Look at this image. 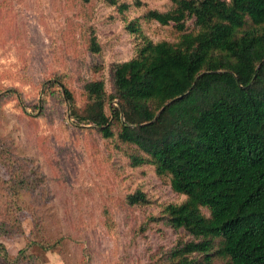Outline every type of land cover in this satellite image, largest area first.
<instances>
[{
  "label": "trees",
  "instance_id": "1",
  "mask_svg": "<svg viewBox=\"0 0 264 264\" xmlns=\"http://www.w3.org/2000/svg\"><path fill=\"white\" fill-rule=\"evenodd\" d=\"M102 1L119 12L141 5ZM143 17L170 23L175 40L153 42L128 21L139 37L134 56L112 65L111 92L92 78L77 103L62 87L68 116L128 145L131 167L150 165L183 196L159 210L183 236L146 264H264V0H173ZM88 39L98 52L93 32ZM17 183L25 187L23 178ZM125 202L148 198L136 188ZM46 242L27 245L47 250L56 241ZM27 245L11 255L0 243V264L26 260Z\"/></svg>",
  "mask_w": 264,
  "mask_h": 264
},
{
  "label": "rangeland",
  "instance_id": "2",
  "mask_svg": "<svg viewBox=\"0 0 264 264\" xmlns=\"http://www.w3.org/2000/svg\"><path fill=\"white\" fill-rule=\"evenodd\" d=\"M140 2L119 12L102 0H0V92L15 90L0 98V243L15 255L30 241H56L47 250L28 244L19 264H146L183 236L159 219L162 205L183 198L168 179L131 167L128 145L74 126L62 99L65 87L81 103V84L97 77L111 92L112 65L133 57L139 41L128 21L153 42L175 40L170 23L143 17L173 0ZM136 188L144 205L125 202Z\"/></svg>",
  "mask_w": 264,
  "mask_h": 264
}]
</instances>
